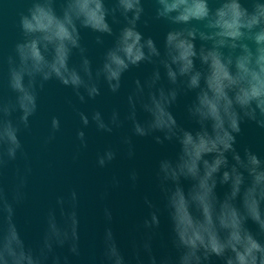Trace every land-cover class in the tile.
I'll return each instance as SVG.
<instances>
[{"label": "clouds", "instance_id": "9594fccd", "mask_svg": "<svg viewBox=\"0 0 264 264\" xmlns=\"http://www.w3.org/2000/svg\"><path fill=\"white\" fill-rule=\"evenodd\" d=\"M24 2L16 19L20 38L6 57V79L0 80L8 91L7 96L0 91V264H73L72 258L79 264H213V258L222 264H264V159L235 147L242 123L264 129V0H150L151 15L146 0ZM149 21L168 26L162 46L139 30ZM83 30L96 33L98 45L105 36L114 37L98 66L83 43ZM4 63L0 55V66ZM141 64L153 70L133 82L123 110L113 108L106 118L99 110L89 117L72 108L84 128L91 124L111 134L130 126L133 135L179 146L175 158L158 162L156 172L175 255L154 254L160 209L147 199L152 211L143 222V240L134 239L126 252L105 209L109 226L87 252L88 221L74 186L49 200L38 235L29 242L17 217L32 202L35 170L22 134L31 130L46 85L58 81L87 103L101 95V84L119 94L124 74ZM189 94L193 99L185 110L193 129L181 126L171 111ZM140 113L147 118L141 121ZM49 127L46 145L62 131L60 117L52 116ZM76 140L73 159L88 147L83 128ZM120 143L134 155L131 136H121ZM116 156L109 146L97 154V164L106 167ZM131 179H137L135 172ZM218 186L227 188L223 197Z\"/></svg>", "mask_w": 264, "mask_h": 264}, {"label": "water", "instance_id": "95a60500", "mask_svg": "<svg viewBox=\"0 0 264 264\" xmlns=\"http://www.w3.org/2000/svg\"><path fill=\"white\" fill-rule=\"evenodd\" d=\"M0 6L3 8L0 13V55L5 58V63L0 66V80H3L6 79L7 72L6 57L20 38L16 27L17 12L26 7V4L24 0H9L8 3L0 0ZM145 9L146 15L152 14L150 0H146ZM113 27L115 31H119V26ZM139 30L145 38L151 37L158 46H162L168 26L160 21H149L147 25L141 23ZM96 35L90 30L82 31L83 43L89 49L94 66L101 63L104 52L114 42V37L105 36L104 44L98 45L95 42ZM77 61L78 57L74 56L73 63ZM152 70L153 66L148 64L131 68L124 74L123 87L119 94L111 93L106 84H101V95L87 103H81L71 88L58 81L53 80L46 85L41 93L40 109L33 118L31 130L22 134L35 170L32 202L20 209L17 217L18 222L26 229L24 234L29 242L38 235L40 215L49 200L56 193L74 186L82 193L88 221V230L84 237L87 252L94 251V242L98 241L105 227L109 226L105 209L112 213L110 226L126 252L130 250L134 239L143 240L147 235L143 222L152 211L145 202L147 199L160 209V226L152 239L153 252L158 257L175 255L171 245L172 226L164 207L156 172L158 162L163 158H175L179 146L168 141L159 144L153 136L133 135L130 126L111 134L98 132L91 124L84 128L72 108L75 105L89 117L93 111L99 110L107 118L113 108L123 110L125 97L133 82L136 79L143 80ZM0 91L5 96L8 95L6 87L0 88ZM192 99L191 94L181 96L171 109L177 122L186 129L195 127L185 110ZM54 115L60 117L62 131L52 143L46 145L45 139L50 133V118ZM146 118L145 114H139L141 121ZM81 128L87 135L88 147L80 151L78 159H73L79 143L76 132ZM241 129L235 145L237 150L243 155L246 148L251 149L264 159V129L253 122L242 123ZM123 135L132 138L134 155L131 157L127 154V146L120 143ZM109 146L117 150L116 159L106 167H100L97 164V154ZM133 172L137 174L135 181L131 179ZM184 186L187 189L188 182H184ZM225 191V186H218L217 193L220 197H223ZM248 227L256 231V226L251 222ZM59 251L67 254V249ZM72 261L73 264H79L76 258H72ZM213 264H222V261L213 258Z\"/></svg>", "mask_w": 264, "mask_h": 264}]
</instances>
